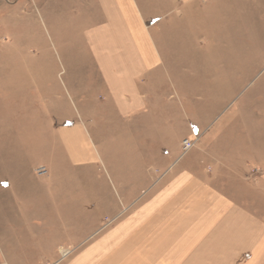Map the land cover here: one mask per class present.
<instances>
[{
  "label": "rangeland",
  "instance_id": "1",
  "mask_svg": "<svg viewBox=\"0 0 264 264\" xmlns=\"http://www.w3.org/2000/svg\"><path fill=\"white\" fill-rule=\"evenodd\" d=\"M6 155L116 264H264V0H0Z\"/></svg>",
  "mask_w": 264,
  "mask_h": 264
},
{
  "label": "crops",
  "instance_id": "2",
  "mask_svg": "<svg viewBox=\"0 0 264 264\" xmlns=\"http://www.w3.org/2000/svg\"><path fill=\"white\" fill-rule=\"evenodd\" d=\"M96 68L105 70L100 64ZM26 162H31L28 157H0V264H116L121 255L109 261L107 253L94 251L93 209L83 200L87 195L59 182L67 171L72 179L71 168L54 169L48 161L31 163L38 181L36 188H27L28 177L22 174ZM35 166H44L46 174L38 175ZM260 250L251 251L248 261ZM168 259L173 260V254L166 256L165 264L171 263Z\"/></svg>",
  "mask_w": 264,
  "mask_h": 264
},
{
  "label": "built area",
  "instance_id": "3",
  "mask_svg": "<svg viewBox=\"0 0 264 264\" xmlns=\"http://www.w3.org/2000/svg\"><path fill=\"white\" fill-rule=\"evenodd\" d=\"M182 145H183V148H184V149H188V148L190 147L191 144H190L189 140L186 139V140H184V141L182 142ZM46 172H47V170H46V168H45L44 166H39V167L36 168V173H37L38 175H45ZM2 264H5V263H2Z\"/></svg>",
  "mask_w": 264,
  "mask_h": 264
}]
</instances>
